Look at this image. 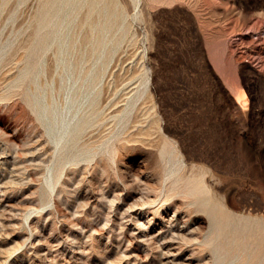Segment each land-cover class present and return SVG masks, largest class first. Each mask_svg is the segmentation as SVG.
Masks as SVG:
<instances>
[{"label": "rangeland", "instance_id": "obj_1", "mask_svg": "<svg viewBox=\"0 0 264 264\" xmlns=\"http://www.w3.org/2000/svg\"><path fill=\"white\" fill-rule=\"evenodd\" d=\"M264 0H0V264H264Z\"/></svg>", "mask_w": 264, "mask_h": 264}, {"label": "bare ground", "instance_id": "obj_2", "mask_svg": "<svg viewBox=\"0 0 264 264\" xmlns=\"http://www.w3.org/2000/svg\"><path fill=\"white\" fill-rule=\"evenodd\" d=\"M264 30V29H263Z\"/></svg>", "mask_w": 264, "mask_h": 264}]
</instances>
